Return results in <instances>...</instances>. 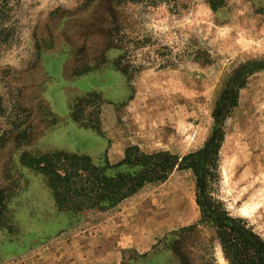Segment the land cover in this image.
<instances>
[{
    "label": "rangeland",
    "instance_id": "obj_1",
    "mask_svg": "<svg viewBox=\"0 0 264 264\" xmlns=\"http://www.w3.org/2000/svg\"><path fill=\"white\" fill-rule=\"evenodd\" d=\"M130 146L203 152L78 212L21 163L115 175ZM238 262L264 264V0H0V264Z\"/></svg>",
    "mask_w": 264,
    "mask_h": 264
},
{
    "label": "trees",
    "instance_id": "obj_2",
    "mask_svg": "<svg viewBox=\"0 0 264 264\" xmlns=\"http://www.w3.org/2000/svg\"><path fill=\"white\" fill-rule=\"evenodd\" d=\"M235 103L236 91H233L226 101L225 108ZM220 139L218 132L209 152L211 154L206 156L207 164H210L213 155H216ZM202 150L179 156L169 152L146 153L137 146H130L125 149L124 157L119 162L107 164V167L125 166L115 175H107L101 167L92 163L89 155L66 151L40 155L23 154L21 163L46 177L55 203L61 210L78 212L83 208L96 206L101 197L123 200L146 183L165 180L175 169L191 168L197 173L198 162L193 158L201 155ZM130 168L132 169L129 170ZM220 239L228 246L230 240L225 230L220 232ZM232 253L234 257L235 252Z\"/></svg>",
    "mask_w": 264,
    "mask_h": 264
},
{
    "label": "flooded vegetation",
    "instance_id": "obj_3",
    "mask_svg": "<svg viewBox=\"0 0 264 264\" xmlns=\"http://www.w3.org/2000/svg\"><path fill=\"white\" fill-rule=\"evenodd\" d=\"M225 246V245H224ZM225 247H227V250L229 251V249H230V243H228V246L226 245ZM231 259H232V256H231ZM251 261V260H250ZM238 264H240L239 262H238Z\"/></svg>",
    "mask_w": 264,
    "mask_h": 264
},
{
    "label": "crops",
    "instance_id": "obj_4",
    "mask_svg": "<svg viewBox=\"0 0 264 264\" xmlns=\"http://www.w3.org/2000/svg\"><path fill=\"white\" fill-rule=\"evenodd\" d=\"M58 151V150H57Z\"/></svg>",
    "mask_w": 264,
    "mask_h": 264
}]
</instances>
